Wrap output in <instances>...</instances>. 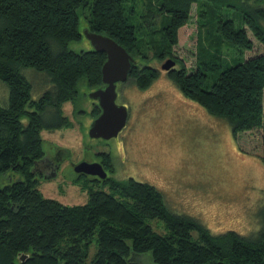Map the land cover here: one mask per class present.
I'll list each match as a JSON object with an SVG mask.
<instances>
[{
  "label": "trees",
  "instance_id": "16d2710c",
  "mask_svg": "<svg viewBox=\"0 0 264 264\" xmlns=\"http://www.w3.org/2000/svg\"><path fill=\"white\" fill-rule=\"evenodd\" d=\"M192 3L198 52L188 70L172 45ZM222 7L239 12L240 25L224 17ZM80 21L133 57L146 44L156 56L174 58L179 66L167 76L185 97L226 118L234 137L261 129L264 162V50L228 64L210 49L225 44L242 55L254 44L251 36L264 46V0H0V80L8 88V103L0 105V264H264V203L258 229L241 235L232 229L211 233L196 217L171 211L155 185L131 176L96 178L108 190L89 188L83 204L40 195L32 168L45 157L38 133L44 113L73 99L80 82L87 90L101 84L105 53L68 47L83 38ZM134 59L127 78L146 88L157 70ZM24 67L44 73L52 87L33 98ZM99 111L94 107V115ZM57 123L67 124L66 117L58 115ZM98 155L112 166L109 152ZM8 171L19 176L11 179ZM154 218L164 231L153 230ZM21 253L27 254L23 260Z\"/></svg>",
  "mask_w": 264,
  "mask_h": 264
},
{
  "label": "rangeland",
  "instance_id": "374dc122",
  "mask_svg": "<svg viewBox=\"0 0 264 264\" xmlns=\"http://www.w3.org/2000/svg\"><path fill=\"white\" fill-rule=\"evenodd\" d=\"M219 11L240 25V13L234 8L222 7ZM198 18L197 5L192 3L189 19L178 28L177 42L172 45L173 55L188 70L196 66ZM83 23L80 21V30L85 27ZM251 38L252 48L242 55H238L237 48L225 44H215L210 49L221 52L227 63L233 64L264 50L259 41ZM68 47L80 50L91 46L83 37L69 42ZM141 51L132 54L155 68L157 75L143 89L132 78L116 82L115 101L127 107L125 125L116 136H88V124L98 104L87 96L88 90L81 82L73 99L63 100L44 113L38 133L45 155L56 160L57 169L49 178L36 175L40 195L65 205H77L87 201L89 188L108 190L106 184L91 178L93 175L75 172L72 167L84 158L99 159L98 152L107 151L114 168L111 170L110 163L104 161L110 171L108 176L118 181L131 176L155 185L171 211L196 217L211 233L232 229L248 235L258 229V210L264 203L261 129L245 130L234 137L226 118L210 114L185 97L167 71L160 68L166 56H156L155 50L146 44ZM178 66L175 63L174 67ZM21 72L32 85L33 98L52 87L44 73L31 67H24ZM211 81L212 74L207 83ZM7 103L8 88L0 80V105ZM58 115L66 117L67 124H58ZM6 174L11 179L19 176L15 171ZM149 223L153 230L164 231L160 220L150 219ZM93 250L92 244L90 254Z\"/></svg>",
  "mask_w": 264,
  "mask_h": 264
},
{
  "label": "water",
  "instance_id": "95a60500",
  "mask_svg": "<svg viewBox=\"0 0 264 264\" xmlns=\"http://www.w3.org/2000/svg\"><path fill=\"white\" fill-rule=\"evenodd\" d=\"M81 34L85 37L91 46V49L105 53V59L100 67L101 84L89 89L87 96L95 100L100 108L90 123L88 124L87 134L91 138L108 139L116 136L119 130L125 125L127 119V107L124 104L117 103L116 82L124 81L131 70V64L135 62L134 57L125 49L123 45L113 39L110 35L102 32H96L83 27ZM175 65V59L166 57L161 63L160 68L168 71ZM49 158L39 159L33 165L34 173L43 172L44 178L52 177L56 174V167L48 168L40 164ZM73 170L78 173L95 175L101 179L106 177V171L100 162L82 159L73 164ZM45 168L46 170H44ZM27 256L26 253L18 255L20 260Z\"/></svg>",
  "mask_w": 264,
  "mask_h": 264
},
{
  "label": "flooded vegetation",
  "instance_id": "af4514ba",
  "mask_svg": "<svg viewBox=\"0 0 264 264\" xmlns=\"http://www.w3.org/2000/svg\"><path fill=\"white\" fill-rule=\"evenodd\" d=\"M48 158H49L48 160H44V162H41L40 164H42L43 166L48 167V168H52L53 166H57L56 160L54 158H52L50 156H48ZM124 159H126V158L124 157ZM94 160H96V161L101 163V161L98 158H94V159H91L89 161H94ZM101 165H102L103 169L106 171V177H108L109 171H107L106 167L102 163H101ZM43 169L46 170L45 168H43ZM56 169H57V167H56ZM38 171H37V174H39V176H42L44 171H42L41 173L38 172ZM92 177L95 178V179L96 178L101 179V178H99V177H97L95 175L91 176V178Z\"/></svg>",
  "mask_w": 264,
  "mask_h": 264
}]
</instances>
